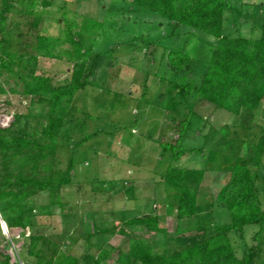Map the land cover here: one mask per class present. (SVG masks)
Segmentation results:
<instances>
[{
  "label": "rangeland",
  "instance_id": "obj_1",
  "mask_svg": "<svg viewBox=\"0 0 264 264\" xmlns=\"http://www.w3.org/2000/svg\"><path fill=\"white\" fill-rule=\"evenodd\" d=\"M228 1L224 32L260 37L264 0ZM9 2L12 8L5 34L9 51L34 53L37 33L60 37L68 32L75 34L83 18H91L102 25L93 44L94 50L102 54L91 75V84L79 90L72 101L77 109L74 111L76 121H83L84 126L73 127L72 124V129H68L65 125L57 141L51 166L56 172L54 182L60 173L69 170L72 174L71 182L60 187L62 204L51 201L53 194L49 190L32 196L25 207L32 216L31 228H8L0 216V261L4 253L10 262L35 264L36 258L27 254L31 234L56 242L61 251L77 256L87 252L92 257L96 248L87 242L84 234L157 209L163 214L161 225L166 235L140 226L124 227L131 236L146 238L157 252L170 253L196 242L198 237L193 235L196 231H176L194 225L188 219L176 218L173 190L160 181L172 165L206 169L202 187L197 192L196 224L206 227L211 220L228 222L226 208L213 202L229 176L219 165L222 166L223 158L235 150L239 156H246L250 150L248 145L257 143L264 132V98L252 115L231 116L192 94L178 93L172 81L180 82L181 74L174 78L166 57L167 49L173 45L183 47L194 60L192 64L204 60L210 54L209 44L214 38L195 32V37L183 46L185 34L168 35L170 29L161 16L132 11L131 0ZM36 15L40 21L33 27L31 23ZM236 19H239L237 28L233 23ZM252 26L256 28L252 30ZM177 31L184 30L179 26ZM141 34L162 37L159 45H149L144 39H133ZM165 46L169 47L165 49ZM62 47L70 46L64 42ZM71 69L72 62L65 56L60 59L38 57L36 73L49 76L53 84H62L70 77ZM13 83L14 80L9 79L5 85L7 92L0 95V126L10 125L18 116L13 128L26 127L31 133L39 130L46 123V106L31 104L29 98L10 92L8 89ZM16 88L20 90L19 85ZM186 117L188 122L180 145L193 151L172 161L171 151H163L159 142L173 141L178 132L177 122ZM85 136L87 138L77 145ZM211 151H216L215 160L208 159ZM255 186L257 202L264 209V154L257 168ZM149 196L157 202L164 198L166 203H157L154 209L156 202L148 201ZM257 230L259 234L255 238ZM229 237L237 257H242L248 248H258L255 264H264V224L246 225L242 235L232 231ZM108 242L115 250L101 264H114L118 250L127 248V238L120 234L110 236ZM38 247L49 256L50 244L39 242Z\"/></svg>",
  "mask_w": 264,
  "mask_h": 264
},
{
  "label": "trees",
  "instance_id": "obj_2",
  "mask_svg": "<svg viewBox=\"0 0 264 264\" xmlns=\"http://www.w3.org/2000/svg\"><path fill=\"white\" fill-rule=\"evenodd\" d=\"M1 3L0 95L7 92L5 85L9 79H13L15 87L10 86V92L29 98L31 104L43 103L46 106V123L39 130L31 133L26 127L13 128L18 116L10 125L0 126V216L8 228L25 229L33 226L29 209L25 208L30 203L29 199L49 190L53 194L51 201L60 205V187L71 182L72 174L69 170L60 173L54 182L56 172L51 166L58 138L65 125H68V129H72L73 125L84 126L83 121H76L74 111L77 109L72 101L79 90L92 82L91 75L102 54L94 50L93 44L102 25L100 21L83 18L75 34L68 32L60 37L37 33L35 52L17 54L8 50L5 37L12 4L9 0H1ZM131 5L132 11H146L161 16L166 21L165 26L170 29L168 35L175 37L185 34L183 46L197 32L214 38L215 41L209 44V56L195 61L194 65V60L183 47H164L168 48L166 57L170 73L174 78L181 74L180 82L172 81L178 93L185 96L192 94L214 108L227 111L231 116L252 115L260 106L264 98V17L260 37L253 38L224 32L225 12L230 7L228 0H131ZM238 20L233 22L236 28ZM39 21L40 17L36 15L31 25L36 27ZM86 21L90 25H86ZM179 26H182L183 32L177 31ZM254 28L252 26L251 29ZM161 37L141 34L133 39H144L149 45H159ZM64 42H68L70 47L63 48ZM62 56L72 62L70 77L64 83L53 84L49 76L36 73L38 57L60 59ZM16 85L20 86V90H17ZM187 122L188 117L177 122L178 132L173 141L159 142L163 151H171L172 161H178L193 151L180 145ZM86 138L83 137L76 144ZM248 147L250 150L246 156H239L235 150L232 155L223 158L222 166L219 165L220 169L229 172V176L213 202L226 208L228 222L217 223L211 220L206 227L196 224L197 192L205 168L172 165L161 176L160 181L173 190L176 218L188 219L194 225L193 228L176 229L179 233L189 232L190 229L196 231L193 235L198 240L192 244L170 253L157 252L146 238L131 236L124 227L140 226L155 234L166 235V229L161 225L163 217L157 209L121 219L109 228H94L93 232L84 234L87 242L96 248L92 257L87 252L77 256L61 251L56 242L40 234L29 235L27 254L36 258L35 264H101L115 250L108 238L120 234L127 238V248L118 250L114 264H255L259 255L258 248H248L242 257H237L229 237L232 231L242 235L246 225L264 224V209L259 206L255 192L257 168L264 154V132L258 137L257 143ZM215 155L216 151H211L208 159L215 160ZM258 234L259 230L255 238ZM39 242L50 244L48 257L38 247ZM1 256L0 264H16L10 262L8 255L3 253Z\"/></svg>",
  "mask_w": 264,
  "mask_h": 264
},
{
  "label": "crops",
  "instance_id": "obj_3",
  "mask_svg": "<svg viewBox=\"0 0 264 264\" xmlns=\"http://www.w3.org/2000/svg\"><path fill=\"white\" fill-rule=\"evenodd\" d=\"M205 175H206V172L204 173V177H205ZM204 177H203V180H204ZM203 180H202V182H201V184L203 183ZM200 187H202V185L200 186ZM149 200L148 201H150V200H155V206H156V204L157 203H160V204H162V203H165V199L164 198H161L158 202H157V200L155 199V198H153V197H151V196H149V198H148ZM157 208V206L154 208V209H156ZM152 211V210H151ZM150 212V211H149ZM145 213H148V211L147 212H145ZM161 214V213H160ZM161 215H163V214H161Z\"/></svg>",
  "mask_w": 264,
  "mask_h": 264
},
{
  "label": "built area",
  "instance_id": "obj_4",
  "mask_svg": "<svg viewBox=\"0 0 264 264\" xmlns=\"http://www.w3.org/2000/svg\"><path fill=\"white\" fill-rule=\"evenodd\" d=\"M17 264V263H16ZM18 264H21L20 262Z\"/></svg>",
  "mask_w": 264,
  "mask_h": 264
}]
</instances>
